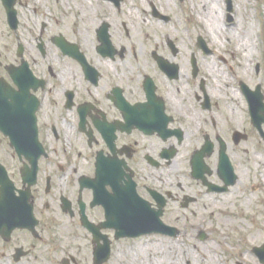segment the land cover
I'll use <instances>...</instances> for the list:
<instances>
[{"label":"flooded vegetation","instance_id":"flooded-vegetation-1","mask_svg":"<svg viewBox=\"0 0 264 264\" xmlns=\"http://www.w3.org/2000/svg\"><path fill=\"white\" fill-rule=\"evenodd\" d=\"M185 1L0 0V264H98L146 222L178 239L238 183L243 69Z\"/></svg>","mask_w":264,"mask_h":264},{"label":"rangeland","instance_id":"rangeland-1","mask_svg":"<svg viewBox=\"0 0 264 264\" xmlns=\"http://www.w3.org/2000/svg\"><path fill=\"white\" fill-rule=\"evenodd\" d=\"M232 4V23L228 22L227 0H186L174 7L185 12L194 38L199 33L233 52L243 69L244 83L250 89L260 84L264 93V0H232ZM244 42L247 49H242ZM258 65L260 73L257 72ZM232 84L230 81V87ZM250 131V145L237 152L239 181L224 195L225 199L222 197L223 202L217 205L219 208L212 209L211 205L208 210L185 213L184 231L178 239L156 234L120 243L114 247L110 261L104 264H132L133 249L137 253L136 264H149L151 257L147 258L146 241L153 247L165 241L174 245L173 256L152 252L159 264H167L168 257H175L182 264H196L202 254L210 256L214 262L211 264H261L253 247L264 243V193L256 191L257 184L264 188L260 179L264 173V139L252 123ZM247 192L256 193L257 198L245 206ZM201 232L206 234L205 240L200 239ZM186 250L191 251L192 259L186 260Z\"/></svg>","mask_w":264,"mask_h":264},{"label":"water","instance_id":"water-1","mask_svg":"<svg viewBox=\"0 0 264 264\" xmlns=\"http://www.w3.org/2000/svg\"><path fill=\"white\" fill-rule=\"evenodd\" d=\"M229 4V11L232 12L233 9V4L232 0H228ZM199 41L204 42V39L201 37ZM243 89L247 95V99H249V104H250V110H251V115H252V120L253 124L255 127L261 132L262 136L264 137V131L262 130V125L264 124V96L261 93V88L260 86L257 87L256 91H251L247 86L243 85ZM2 106H1V100H0V129L3 131H6L4 128V125L2 126ZM7 132V131H6ZM8 133V132H7ZM19 150V148H17ZM221 173L224 175L225 179L227 180V183H232L234 182V175H233V169L231 164L229 163L228 157L226 155L222 156L221 159ZM226 188H224L225 190ZM150 228L148 227V223H145V226L141 228V230H135V231H129L126 235L135 237L139 236L142 234L150 233L152 231H149ZM158 230V229H157ZM203 239L205 238V235L202 237ZM259 258H261V261L264 264V245L261 248H255L254 249ZM97 255V261L98 263H103L105 260H107L110 257V247L104 246L100 247L96 251Z\"/></svg>","mask_w":264,"mask_h":264},{"label":"bare ground","instance_id":"bare-ground-1","mask_svg":"<svg viewBox=\"0 0 264 264\" xmlns=\"http://www.w3.org/2000/svg\"><path fill=\"white\" fill-rule=\"evenodd\" d=\"M241 46H242V49H247L248 46H247V43L244 42V43H241ZM231 102H232V110L234 111L237 106L241 103V100H240V97L237 96V95H234L232 94L231 98H230ZM236 113V111H234ZM260 179L264 182V173L262 172L261 174V177ZM260 182V181H258ZM236 191H238L239 189L238 188H235ZM256 191L257 192H263L264 193V188H262V185L261 184H257L256 185ZM225 194H223V198L225 199ZM246 197H245V202L243 203V205L247 206L248 204H251L253 199L257 198V194L255 193H252V192H247L246 194ZM245 214H249L248 212H245ZM244 215V213L242 214ZM147 242V245H146V253H147V258L151 257V259H148V263L149 264H159L157 263L156 259L152 256V252H155V254L157 255H160V256H168V255H171L173 256L174 255V245L172 243H170L169 241H165L164 243L162 242H159V244L155 245L154 247L153 246H150L149 245V242ZM132 252L134 253L133 254V257H132V264H136V262H138V259H137V253H135L134 249L132 250ZM186 253L188 254L185 258L186 260H189V258L191 257V259L194 257V256H191V251H188L186 250ZM168 262L167 264H182L180 262H178V259L175 258V257H172L169 259V257L167 258ZM196 264H211V263H214L210 256L208 255H200V258L198 261H195ZM126 264H131V263H126Z\"/></svg>","mask_w":264,"mask_h":264}]
</instances>
